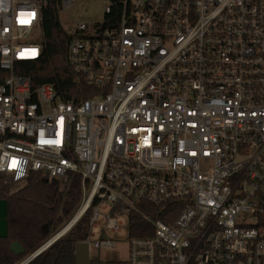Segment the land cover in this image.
Wrapping results in <instances>:
<instances>
[{"label":"built area","instance_id":"obj_1","mask_svg":"<svg viewBox=\"0 0 264 264\" xmlns=\"http://www.w3.org/2000/svg\"><path fill=\"white\" fill-rule=\"evenodd\" d=\"M46 4L0 0L4 182L81 175L80 242L114 248L95 229L126 215V264H264V0H109L70 31L81 100L15 71L43 55Z\"/></svg>","mask_w":264,"mask_h":264},{"label":"trees","instance_id":"obj_2","mask_svg":"<svg viewBox=\"0 0 264 264\" xmlns=\"http://www.w3.org/2000/svg\"><path fill=\"white\" fill-rule=\"evenodd\" d=\"M62 0H47L43 8L42 25L45 49L40 59L19 61L16 73L30 77L33 86L51 83L61 99L81 100L95 95L98 90L75 73L67 62L72 37L60 21ZM7 72L0 68V83ZM49 180L33 172L19 187L13 189L0 175V199L8 203V235L0 237V264H16L45 244L76 214L82 200V178L72 174L63 183ZM157 214V211L155 212ZM159 218L170 221L162 213ZM91 212L85 213L60 238L38 254L28 264H76V245L86 238ZM136 233V231H134ZM18 241L24 248L14 253L10 246ZM92 264H100L93 261Z\"/></svg>","mask_w":264,"mask_h":264},{"label":"rangeland","instance_id":"obj_3","mask_svg":"<svg viewBox=\"0 0 264 264\" xmlns=\"http://www.w3.org/2000/svg\"><path fill=\"white\" fill-rule=\"evenodd\" d=\"M73 1V5L69 8H66L63 4L59 12L60 21L68 31H71L79 20H100L103 16L104 7L109 2V0ZM59 182L62 187L64 184L61 181ZM11 186L15 189L20 185ZM103 213H105V211H103ZM118 219L123 223V229L121 232H112L110 229L105 228L107 218L103 215L100 216L101 225L99 229H95L96 236L93 237V241L100 238L112 239L116 242V246L112 249H97L92 247L90 250V258L92 262L99 261L100 264H126L125 261L128 258V219L126 215L118 217Z\"/></svg>","mask_w":264,"mask_h":264},{"label":"water","instance_id":"obj_4","mask_svg":"<svg viewBox=\"0 0 264 264\" xmlns=\"http://www.w3.org/2000/svg\"><path fill=\"white\" fill-rule=\"evenodd\" d=\"M8 203L5 199H0V237H6L8 235ZM75 222V221H74ZM70 225V221L63 227L59 232H57L52 238H50L42 247H40L37 251L29 255L21 264H27L32 261L38 254L44 251L49 245H51L54 241L60 238L63 234H65L74 224ZM11 250L16 253L24 252V248L18 241H14L11 244ZM76 255V264H91L90 258V247L87 243L79 242L75 248Z\"/></svg>","mask_w":264,"mask_h":264},{"label":"bare ground","instance_id":"obj_5","mask_svg":"<svg viewBox=\"0 0 264 264\" xmlns=\"http://www.w3.org/2000/svg\"><path fill=\"white\" fill-rule=\"evenodd\" d=\"M82 213V211H79V212H77L76 214H75V217L72 219V221L70 222V225L72 224V222H74L77 218H78V216L80 215Z\"/></svg>","mask_w":264,"mask_h":264},{"label":"flooded vegetation","instance_id":"obj_6","mask_svg":"<svg viewBox=\"0 0 264 264\" xmlns=\"http://www.w3.org/2000/svg\"><path fill=\"white\" fill-rule=\"evenodd\" d=\"M63 235H64V234H63ZM51 238H52V237H51ZM49 246H50V245H49ZM10 247H11V246H10ZM41 247H42V246H41ZM36 251H37V250H36ZM22 253H23V252H22ZM19 254H21V253H19ZM26 258H27V257H26ZM26 258H25V259H26ZM25 259H23L22 261H24ZM22 261H20V262H18V263H16V264H21ZM97 262H99V261H97ZM99 263H100V262H99ZM27 264H28V263H27ZM91 264H92V262H91Z\"/></svg>","mask_w":264,"mask_h":264},{"label":"snow or ice","instance_id":"obj_7","mask_svg":"<svg viewBox=\"0 0 264 264\" xmlns=\"http://www.w3.org/2000/svg\"><path fill=\"white\" fill-rule=\"evenodd\" d=\"M13 166H15V161L13 162Z\"/></svg>","mask_w":264,"mask_h":264}]
</instances>
